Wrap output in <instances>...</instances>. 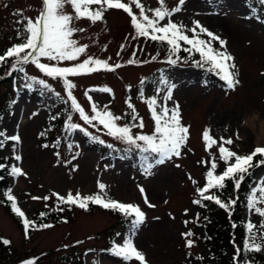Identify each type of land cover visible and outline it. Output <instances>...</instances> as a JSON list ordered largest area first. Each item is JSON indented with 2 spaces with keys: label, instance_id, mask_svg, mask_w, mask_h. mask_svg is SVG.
<instances>
[{
  "label": "rangeland",
  "instance_id": "374dc122",
  "mask_svg": "<svg viewBox=\"0 0 264 264\" xmlns=\"http://www.w3.org/2000/svg\"><path fill=\"white\" fill-rule=\"evenodd\" d=\"M142 2L153 9L158 6V0ZM166 4L171 8L178 5V0H166ZM41 7L42 0H0V54L20 42L17 30L22 29L23 24L17 21H22L23 17L35 19ZM65 10L72 12L70 6ZM133 11L138 15L139 10L134 5ZM256 15L250 8V0H186L183 10L172 17L189 27L191 21L199 20L227 41V50L235 57L239 72L240 83L235 89H228L219 77L183 59L175 66L169 65L168 53L151 40H133L135 30L130 16L123 10H108L103 22L91 24L87 19L76 22L77 27L86 29L83 33L74 34L81 44L89 45L86 55L75 62H59V66H71L89 55L106 59L110 64L122 65L115 71L101 70L69 77L77 85L73 94L86 112L92 114L85 90L108 86L113 93L90 92L93 101L100 107L108 105L115 115L127 117L131 110L126 101L130 100L145 124L140 131L150 134L154 130V122L145 98L155 94L162 74L177 85L173 90V100L168 105L172 107L173 102L179 103L182 123L190 126L189 139L185 154L175 159V164L180 167L167 162L157 166L153 175L145 176L141 169L142 159L136 163L128 156L101 155V147L127 154L123 151L127 146L107 136L102 126L97 125L99 131L89 127V131L101 136L106 141L105 145L91 142L78 130L68 132L64 125L68 114L66 110H70V106L39 86L33 89L23 87L24 90L2 118L0 129L8 135L18 134L21 138L15 149L10 143L1 149V156L5 165H9V170L11 164H19L27 172L26 177L8 176L9 188L26 217L29 219L46 206L57 208L58 201L53 193L66 196L71 190L75 195L79 190L82 195L94 194L98 191L97 181L100 180L107 185L109 196L122 202L136 203L146 213V222L133 240L149 264H210L209 250L202 239L203 230L196 222L197 214L203 207L193 204V200L198 198L195 189L204 185L207 171V167L198 161L210 159L202 132L209 128L217 140L231 137L234 144L230 147L241 155L264 146V20L257 19ZM121 45L125 47L121 49ZM129 59L138 62L128 64ZM42 62L57 63L45 58ZM24 67L29 75L46 79L54 91L60 92L66 99L62 81L44 76L33 65ZM3 74L4 70L0 67V102H4L5 95L10 94L9 82L1 81L7 77ZM17 76L20 86L23 85L24 74ZM141 80L146 82L142 85ZM141 89L144 97L140 95ZM42 93L57 100L52 111L41 106ZM163 94L161 92V96ZM34 112L38 115L33 117ZM57 113L61 115L55 121L51 120V116ZM72 115L73 122L83 124L77 113ZM54 123L56 127H52ZM42 132L45 133L43 136L40 135ZM107 143L113 144L114 148H108ZM44 144L49 147H42ZM69 145L72 147L69 148ZM77 151L80 155L72 163L78 165V169L73 171L72 166L64 161L71 160ZM56 152L60 153L59 157ZM210 152L219 155L217 146H213ZM14 153L22 155L21 162L14 160ZM58 159L60 163H57ZM105 165L109 167L105 169ZM223 169L221 162L218 172ZM254 173L255 185L264 177V166ZM188 174L198 183L193 184ZM138 184L145 188L155 208L144 204ZM45 196L50 199H42ZM4 200L0 193V237L11 241V249L5 254L0 253V264H15L28 257L37 258L34 264H77L79 259H83L85 264H93L94 261H99V264H125L122 259L105 251L113 241L121 243L128 231V223L117 224L118 217L112 211L97 205L85 211L75 205L60 204L59 207L67 215V222L63 220L51 228L29 231L26 238L22 222L15 218L9 203ZM243 214L245 222L250 219L258 224L261 219L248 212L246 207ZM185 221L189 223L185 224ZM189 230L195 234L192 237L195 246L190 249L185 247V237L182 236ZM116 233L121 236L117 237ZM90 249L93 251L90 252ZM130 264L138 262L133 260Z\"/></svg>",
  "mask_w": 264,
  "mask_h": 264
},
{
  "label": "snow or ice",
  "instance_id": "6c2138e0",
  "mask_svg": "<svg viewBox=\"0 0 264 264\" xmlns=\"http://www.w3.org/2000/svg\"><path fill=\"white\" fill-rule=\"evenodd\" d=\"M185 4L186 0H178L177 6L169 8L166 0H158V6L153 9L147 7L142 0H126V2L125 0H42V7L35 19L23 17L22 21H17V23L23 24L22 29L17 30V38L20 42L12 44L3 54H0V66H4L5 75H12L16 72L23 73L25 82L21 85L22 87L33 89L39 86L42 90L54 94L63 104L69 105L70 110H66L68 114L64 125L66 131L75 132L78 130L79 133L87 136L91 142L105 145L106 141L101 136L89 131V127L97 129V125H99L102 126V130L106 132L107 136L127 146L123 149L124 152L138 151L142 154L141 169L145 176L153 175L157 166H162L167 162H172L176 167H180L179 164H175V159L185 154L184 149L189 139L190 126L182 123L178 102H173L172 107L168 105V102L173 100V90L177 87L170 78L167 76L160 77L158 83L161 87L155 89L154 95L145 98V103L154 122V130L149 134L140 131L145 127V124L130 100H127L126 103L131 112L126 117L115 115L109 110L108 105L98 106L93 101V97L89 95L90 92L97 91L113 93L110 87H93L85 90L84 95L90 102L91 115L86 112L73 94L77 85L69 77L92 74L101 70L115 71L122 67L121 64H110L106 59L91 55L81 62L72 63L71 66L62 67L59 66V62H75L80 60L82 55H86L89 45L81 44L74 38V34L83 33L86 29L77 27L76 22L81 19H87L91 24L103 22L108 10H123L130 16L131 25L135 30V35L132 36L133 40L145 38L158 42L167 48V63L169 65L175 66L183 59L219 77L228 89H235L240 83L239 72L235 64V57L227 50V41L204 26L199 20L191 21V27H189L187 24L172 18L174 14H179L183 10ZM133 5L139 10L138 15L133 11ZM256 5L262 6L261 10L264 11V0H255L251 9L252 12L256 11ZM68 6L72 9L71 13L65 10ZM20 15L23 14L20 13ZM124 47L125 45H121V49ZM181 51L188 53V56L180 57L178 54ZM193 53L197 54L198 58H195ZM119 54L118 52L117 55ZM135 55L134 52L133 56ZM42 58L57 63L42 62ZM152 59L155 60L156 57L153 56ZM137 62L135 59L127 61L128 64ZM141 63H147V61H141ZM29 64L35 66L44 76L52 80L62 81L66 99L60 92L54 91L53 86L46 79L29 75L24 67ZM145 82V80L140 81L142 85ZM161 92L164 93L162 96ZM140 95L144 97L143 89L140 90ZM73 113L78 114L79 120L83 121V124L73 122ZM36 115H38L37 112L32 113L33 117ZM59 115L60 113L51 116V120L55 121ZM120 121L125 122L119 123ZM44 134L43 132L40 133L41 136ZM236 138L239 139L238 134ZM202 140L205 142V150L209 151L210 159L198 161L199 164L207 167V171L204 174V185L202 187L197 186L195 189L198 198L193 200V204L206 208V202H212L231 216L234 207L238 204V199L231 195L222 198L227 182L231 181L234 186L233 191L238 192L245 180L251 178L256 169L264 166V146H258L252 152L241 155L230 147L234 144L231 137H220L217 140L209 128H205L202 132ZM20 141L21 138L18 134L8 135L5 130H0V149L5 148L9 143L15 149L16 144ZM106 146L114 148L111 143H107ZM213 146H217L218 156L210 152ZM42 147L47 148L49 145L44 144ZM71 147L72 145H69V148ZM55 154L57 157L60 156L59 152ZM79 155L80 153L77 151L71 160L64 161L66 165L72 166L73 171L78 169V165L72 162ZM14 160L21 162L22 155L14 153ZM60 162L58 159L57 163ZM221 162L224 164V169L218 172ZM7 167L4 163H0V169ZM108 167L109 165H105V169ZM9 175L26 177L27 172L21 165L11 164ZM188 178L193 184L198 183L190 174H188ZM2 179L3 177L0 176V180ZM137 187L143 197L144 204L149 208H155L156 205L150 202L145 188L139 184ZM97 188L96 193L87 195H82L79 190L76 191L75 195L71 190L66 196L53 193L58 201L57 210L64 211L59 205L66 204L75 205L87 211L92 204L122 215L128 223V231L123 236L121 243L113 241L111 247L105 251L122 259L125 264H130L133 260L137 261L138 264H149L145 254L135 246L133 240V237L137 235L146 222V213L136 203L122 202L109 196L107 185L100 180L97 181ZM4 194L12 212L21 218L26 238L30 230L53 227L49 223L37 224L36 221L28 219L25 212L18 206L17 197L12 194L11 188L7 189ZM32 199H40V197H32ZM42 199L49 200L50 197L45 196ZM246 208L248 212L258 215L261 219L258 224L250 219L243 224L246 236L242 249L236 246L235 241H233L236 248L234 261L244 254L264 251V177L260 178L249 190ZM187 211L185 209V213ZM45 215L44 212L40 213L41 217ZM208 219V217H204L205 221ZM196 222H199V214H197ZM187 223L189 221H185V224ZM235 227L237 225L233 223V228ZM194 235L191 230L182 233V236L185 237L186 248L190 249L195 246V241L192 239ZM116 236L120 237L121 234L116 233ZM3 243L7 245L10 241L4 239ZM89 251L93 250L90 249ZM23 264H34V261L25 260ZM93 264H99V261H94ZM240 264H254V261L244 259L240 261Z\"/></svg>",
  "mask_w": 264,
  "mask_h": 264
},
{
  "label": "trees",
  "instance_id": "16d2710c",
  "mask_svg": "<svg viewBox=\"0 0 264 264\" xmlns=\"http://www.w3.org/2000/svg\"><path fill=\"white\" fill-rule=\"evenodd\" d=\"M254 4H255V0H250L251 9ZM261 7L262 6L256 5V11L253 12V15L258 14L256 15L257 19L264 20V11L261 10ZM155 43L157 44L159 49L167 53L166 46L158 42H155ZM178 55L183 58V57H187L188 53L181 51ZM193 56L195 58H198V55L195 53H193ZM0 67H2L3 70H5L4 66H0ZM17 75H19L18 72L13 73L12 75H7L6 78L1 80L2 82L3 81L9 82L10 88L8 92L10 94H6L5 101L0 102V124L8 108L13 105L18 95L24 90L23 87L20 86V79L18 78ZM161 76L163 75L161 74ZM41 97H42L41 106L47 109L48 111H52V109L57 104V100H55V97L46 96L43 93L41 94ZM52 127H56V123H54ZM100 153L102 156H107L110 153L113 154L112 155L113 157H117V156L127 157L128 156L132 158L133 161L136 163H139L140 159H143V155L140 154L138 151L127 153L125 155L119 151L109 150L106 147L105 148L101 147ZM0 163L5 164V160H3L1 156V149H0ZM8 167L6 169H0V176L3 177V179L0 180V193L3 195L5 200H6V196L4 193L7 191V189H9V180H8L9 173L8 172H10V170ZM255 182H256V178H255V173H254V175L251 178H247L245 180V182L242 184L238 192L233 191L234 186L231 181L227 182V187L224 190L222 198H226L229 195H231L233 198L238 199V204L234 207L233 213L231 216H229L227 211L218 207L216 204L212 202H206L207 207L206 208L203 207V209L199 212L198 225H200V227L203 230L202 239L209 250L208 259H209L210 264H240V261H243L244 259H250L254 261V264H264V251L260 253L244 254L241 257H239L238 260L234 261V254L236 252V248L234 247L233 241H235L236 246H239L241 249L243 248V241L246 236V232L243 227V224L245 223L243 211L246 207V198L249 194V190L254 186ZM92 206L94 205L90 204L89 207H92ZM41 212L46 213V215L44 217H41L40 216ZM113 213L118 217L117 224L127 223L125 218L122 215L115 213V212ZM13 215L21 223V218L17 217L14 213ZM66 216L67 215L64 211L61 212V211H58L57 208L46 206L40 209L39 211L35 212L29 219L36 221L37 224L49 223L55 226L57 224H60L63 220H65ZM204 217H208L209 218L208 221H205ZM233 223H235L237 227L233 228ZM30 231H37V230L33 229ZM113 235H115V232L113 233ZM4 239H7V238L2 237V236L0 237V253L5 254V252L11 249V241L7 239L10 241V243L5 245L3 243ZM29 259L35 262L37 258L28 257V258L22 259L19 262H16L15 264H23L25 260H29ZM77 264H85V263L83 259L82 260L79 259Z\"/></svg>",
  "mask_w": 264,
  "mask_h": 264
}]
</instances>
